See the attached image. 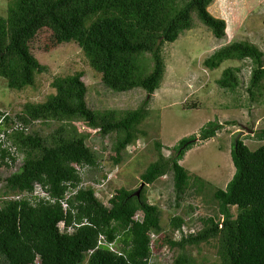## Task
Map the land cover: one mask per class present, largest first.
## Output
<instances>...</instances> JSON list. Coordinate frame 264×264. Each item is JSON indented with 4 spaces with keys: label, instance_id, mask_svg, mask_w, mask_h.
<instances>
[{
    "label": "trees",
    "instance_id": "1",
    "mask_svg": "<svg viewBox=\"0 0 264 264\" xmlns=\"http://www.w3.org/2000/svg\"><path fill=\"white\" fill-rule=\"evenodd\" d=\"M212 1L8 0L7 16L0 15V76L7 78L14 89L34 85L35 74L45 71L46 66L31 53L29 41L39 29L48 27L61 40L79 45L108 88L125 91L139 86L151 95L164 75L162 44L175 41L193 26L194 13L217 38L226 35L225 20L208 9ZM141 52L153 57L148 72L139 62ZM263 56L249 41H234L215 50L204 62L216 68L227 59L250 58L254 67L248 89L252 92L264 80ZM239 70L226 67L218 84L236 89ZM83 75L80 70L56 77L51 83L56 91L46 101L25 103L15 117H4L1 130L8 133L17 152L22 150L24 154L18 169L2 177L5 183L1 195L33 192L39 182L56 200L35 197L32 202L27 196L1 199L0 264H33L39 254L44 257L43 264H153L151 233L162 229L161 209L148 201L144 189L137 195L136 190L121 187L107 205L92 186L81 185L83 173L76 165L97 167L98 160L88 147L91 133L79 131L73 124L83 120L99 132H116L114 148L120 155L138 132L150 99L122 114L114 109L94 110L86 102ZM4 114L0 109V117ZM36 120L61 125L42 136L38 131L30 132ZM220 128L219 122L211 120L201 128L199 137L209 139ZM256 135L264 141V128ZM194 138H181L172 155L160 154L141 174L142 180L150 184L171 171L176 194L185 192L190 174L180 160L193 146ZM9 156L14 162L16 157L9 148L0 147V166L11 165ZM231 157L235 172L227 185L214 193L220 201L221 221L206 217L198 231L173 240L172 244L182 250L175 259L177 264H196L195 258L184 252L185 245L209 238L219 226L224 264H264V143L252 149L236 136ZM68 190L76 192L67 199L69 206L64 209L61 199ZM61 221L74 229L60 230ZM183 223L181 216L170 220V226L177 229H182Z\"/></svg>",
    "mask_w": 264,
    "mask_h": 264
},
{
    "label": "rangeland",
    "instance_id": "2",
    "mask_svg": "<svg viewBox=\"0 0 264 264\" xmlns=\"http://www.w3.org/2000/svg\"><path fill=\"white\" fill-rule=\"evenodd\" d=\"M208 9L225 20L226 35L217 38L194 13L193 26L180 33L175 41L162 44L164 75L160 87L151 95L139 86L125 91L108 88L79 45L61 40L48 27L39 29L29 41L31 53L46 66L45 71L35 74L34 85L14 89L9 87L7 78L0 76V109L11 116L22 112L25 103L46 101L56 91L51 84L56 77L80 70L84 71L87 105L94 110L114 109L122 114L137 108L145 98L150 99L138 132L120 155L114 148L116 132L105 134L83 120L73 121L79 131L91 133L88 147L98 160L97 167L83 169L81 185L92 186L96 196L107 205L117 189L137 190L143 182L141 174L160 154L172 155L181 138L196 136L193 146L180 160L190 174L185 192L176 194L171 171L142 186L148 201L161 209L162 229L152 243L153 264H177L175 259L182 250L172 244L173 240L198 231L206 217L221 221L220 201L214 193L224 188L235 172L231 157L234 138H243L252 149L264 143L256 135L264 128V80L259 88L249 91L252 60L227 59L216 68L204 62L215 50L234 41H249L264 54V0H213ZM7 14L8 0H0V15ZM138 59L142 70L148 72L153 65L152 55L141 52ZM12 63L15 66V61ZM230 66L240 67V84L236 89L218 84L222 71ZM211 120L219 122L221 128L215 136L201 140L200 130ZM32 124L30 132L38 131L42 136L61 125L54 121L45 124L41 120ZM18 167L19 162L0 166V196L5 183L2 177ZM232 212L237 213L236 206ZM137 216L141 217L140 212ZM174 216L183 218L182 229L170 226ZM220 227L209 238L185 245L184 252L193 256L196 264H224ZM43 263L44 257L39 254L33 264Z\"/></svg>",
    "mask_w": 264,
    "mask_h": 264
},
{
    "label": "built area",
    "instance_id": "3",
    "mask_svg": "<svg viewBox=\"0 0 264 264\" xmlns=\"http://www.w3.org/2000/svg\"><path fill=\"white\" fill-rule=\"evenodd\" d=\"M7 113H5L4 115H2L1 117H0V147H2V148H5V147H8L9 148V150H10V153H11V155H13V156H15L16 157V159H15V161L13 162L12 161V159L10 158V156L9 157H7V158H9L8 160H9V163L11 164V165H13V164H16V163H18L19 162V164L21 163V159H22V156H20V154L17 152V150H16V147L13 145V143L8 139V133H6L5 132V130H1V126L3 125V120H4V117H5V115H6ZM7 131L10 133L11 131H12V128H9V130L7 129ZM73 192H68L65 196H64V198L63 199H61V203H62V205H63V207L65 208V209H67L68 208V202H67V199L70 197V195L72 194ZM21 196H27L28 197V199H30V201H32V202H34V200H35V197H37L38 199L40 198V197H42V198H44V199H50V200H52V201H54V200H56V198H52L51 196H50V194H49V192L46 190V189H44V187L41 185V184H39V183H37L36 185H35V190H34V192H22V193H19V194H16V195H11V196H9V195H6V196H0V198H2V199H6V198H20ZM103 238V237H102ZM101 243H104V241L102 240V242ZM113 243H109V246L111 247V248H113Z\"/></svg>",
    "mask_w": 264,
    "mask_h": 264
},
{
    "label": "clouds",
    "instance_id": "4",
    "mask_svg": "<svg viewBox=\"0 0 264 264\" xmlns=\"http://www.w3.org/2000/svg\"><path fill=\"white\" fill-rule=\"evenodd\" d=\"M5 113H7L6 115H10V113L9 112H5ZM13 117H15V116H13ZM188 137V136H187ZM196 139V136H195V138L193 139V141ZM187 152V151H186ZM20 155H22L20 152H18ZM76 167L77 168H79V169H81L82 170V173H83V169L84 168H82L81 166H79V165H76ZM144 183H145V181H143ZM37 183H39V182H36L35 184H34V187H35V185L37 184ZM40 184V183H39ZM142 184V183H141ZM146 184V183H145ZM45 189V188H44ZM142 189V188H141ZM141 189H140V191H141ZM137 191V190H136ZM68 192H73L71 195H73L75 192H76V190H68L66 193H65V195L68 193ZM9 196H11V195H16V194H8ZM1 196H3V195H1ZM4 196H6V195H4ZM40 198H42V197H40ZM1 199L2 198H0V201H1ZM6 199H15V198H6ZM65 209V208H64ZM79 225V224H78ZM58 227L60 228V230H64L67 226H66V223L64 222V221H61L60 223H58ZM221 228V227H220ZM74 229V227H73V225H69L68 227H67V230L68 231H72ZM159 233L160 232H153V233H151V248H152V243L154 242V240L156 239V238H158V235H159ZM103 236H101L100 238H102ZM175 240H177V239H175ZM110 243H113V242H110ZM114 244V243H113ZM154 245V244H153ZM152 251H153V249H152ZM36 261V260H35Z\"/></svg>",
    "mask_w": 264,
    "mask_h": 264
},
{
    "label": "water",
    "instance_id": "5",
    "mask_svg": "<svg viewBox=\"0 0 264 264\" xmlns=\"http://www.w3.org/2000/svg\"><path fill=\"white\" fill-rule=\"evenodd\" d=\"M248 130L252 131L251 129H248ZM143 184H144V182H142L141 186L137 189V191H136L137 195H139L140 189L142 188Z\"/></svg>",
    "mask_w": 264,
    "mask_h": 264
},
{
    "label": "bare ground",
    "instance_id": "6",
    "mask_svg": "<svg viewBox=\"0 0 264 264\" xmlns=\"http://www.w3.org/2000/svg\"><path fill=\"white\" fill-rule=\"evenodd\" d=\"M34 192V191H33Z\"/></svg>",
    "mask_w": 264,
    "mask_h": 264
}]
</instances>
